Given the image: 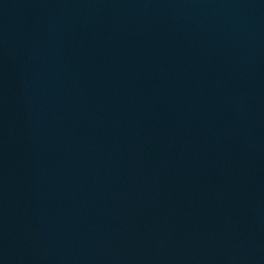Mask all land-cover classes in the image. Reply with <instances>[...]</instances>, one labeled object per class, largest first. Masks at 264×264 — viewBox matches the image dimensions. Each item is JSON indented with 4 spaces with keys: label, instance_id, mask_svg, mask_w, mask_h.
<instances>
[{
    "label": "water",
    "instance_id": "1",
    "mask_svg": "<svg viewBox=\"0 0 264 264\" xmlns=\"http://www.w3.org/2000/svg\"><path fill=\"white\" fill-rule=\"evenodd\" d=\"M0 264H264V0H0Z\"/></svg>",
    "mask_w": 264,
    "mask_h": 264
}]
</instances>
